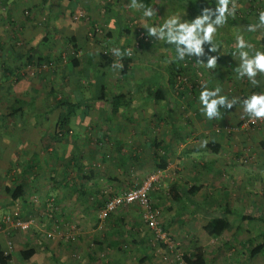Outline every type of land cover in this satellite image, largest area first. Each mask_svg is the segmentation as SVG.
Segmentation results:
<instances>
[{
	"label": "rangeland",
	"instance_id": "obj_1",
	"mask_svg": "<svg viewBox=\"0 0 264 264\" xmlns=\"http://www.w3.org/2000/svg\"><path fill=\"white\" fill-rule=\"evenodd\" d=\"M116 1L90 0V9L79 3L69 6L64 4L60 8L46 5L44 10L29 13L18 0H0V19L9 11L11 4L15 13L11 14L13 27L2 21L0 38L12 37L11 45L20 58L16 64L6 61V56L4 57L1 50V46L6 43L0 44V244L7 250V254L12 256L8 264H181L179 258L188 252L194 236L200 240L204 248L206 264H264V250L250 259V248L244 246L248 239H252V246L261 241L260 234L264 232L262 223L231 215L229 218L231 228L218 238H209L202 229L206 220L198 216L191 217L190 210L175 216L176 206L169 203L166 198L170 190L169 179L166 177L162 183L163 174L156 169L159 157L163 158L164 155H114L107 147L109 139H103L104 143L98 145L95 132L91 129L85 132V129H82L85 128L84 123L75 124L73 118L71 132L77 139L72 137L71 144L52 143L51 135L59 113V110L51 109L54 100L58 98L74 100V92L79 88L74 85L66 86V83L70 84L74 78H79V75L73 67L71 68L67 59L68 55L74 54L73 49L64 44L58 34L53 36L54 43L52 47L50 46L52 51L48 60L34 59L35 65H26V52L37 44L47 23L72 26L77 29V34L79 30L84 31L85 42H79L80 46L75 56H78L80 61H85L87 57H95L97 61L102 54L109 56L111 62L107 64L111 74L108 85L113 88L116 85L120 91L124 90V93L129 90L130 82L137 83L143 77L149 76L150 72L145 69L152 68L153 64L159 62V59L149 61L145 57L150 53L147 46L158 48V51L164 48L163 44L155 43L148 35L146 22L142 23L136 16L128 15L122 22L121 38L120 35L117 37L116 31L110 30L107 25L109 10L113 7L119 10L121 7L131 11L124 2ZM158 1L165 16L164 21L173 17L170 0ZM176 1L174 0L176 3L174 8L177 11L175 14L180 18L185 16L184 22H192L202 14L203 9L209 8L203 6L204 8L195 10L197 5L193 4L191 8L188 0L180 4ZM262 1L264 0H229V8L235 7V13L227 17L225 24L231 20H254L253 15L245 13L250 14L252 6H255L254 13L259 10H262L259 13H264ZM78 11L83 12V17L77 18ZM242 12L244 13L241 14ZM222 30L224 31V28ZM257 30L259 31L256 33L260 36L261 28ZM141 33L149 41L140 43L139 47L135 48L134 43ZM128 37L132 39L127 41ZM117 38L120 40L116 41ZM27 39L32 41L29 42ZM169 47L172 51L175 46ZM57 49L58 53H55ZM174 52L172 58L175 57L173 60H176V51ZM44 53H47V50ZM59 57L63 58L59 61ZM125 58H130L128 65L131 70L124 78V74L120 72L123 70ZM196 58L193 55L183 59L187 60L185 74L191 79L199 72L205 82L203 69L206 66L198 63ZM207 59L208 57L201 62L206 63ZM166 61L169 62L168 55ZM2 63L16 68L22 77L31 82L32 88L27 97L14 96L11 92L13 79L10 77L4 80L1 76ZM62 78L64 87L59 82ZM115 82L117 84H114ZM244 82L243 86L246 84ZM81 86L85 91L79 90V93L89 97L90 89L86 90V84L83 82ZM229 88L227 92L230 97L233 89ZM202 90L203 88L200 91ZM246 90H248L246 98L253 94L264 95V91L254 93L249 92V88ZM16 98L29 100L31 103L22 110L13 112V108L19 106L15 102ZM180 105L179 102V113L183 117L186 110ZM239 108L242 114L239 121L217 122L213 128L215 133L216 130L219 134L225 132L230 142L220 156L219 165L224 167L221 168L220 176H215L213 180L208 177L209 180L201 186L210 196L207 198L208 202L205 200L204 204L223 205L217 204V198L220 197L217 192L221 194L224 188L227 191L226 195L232 198L229 202L235 213H243L245 208L254 206L261 215H264V129L255 127L244 132L230 130L248 116L244 113L242 104ZM91 114L96 115L95 110ZM43 135L45 138H42ZM47 144L50 148L44 147ZM96 145L104 147L97 148ZM75 153H79V158ZM127 157L129 163L126 164ZM139 158L143 161H138ZM70 159L73 161L65 168V162ZM28 164L32 165L30 170L27 169ZM152 174L161 175L154 186L155 191L151 199L161 212L155 228L143 222L135 208L124 207L101 217L106 202L112 196L134 188ZM167 175L170 177L169 173ZM19 180L24 184V198L7 204L11 202L10 194L15 186L14 182ZM126 180H132V184L120 185ZM5 188L11 191L7 192ZM168 207L172 210L168 211ZM22 212L25 216L20 219L29 222L26 230L15 228L12 219L7 223L2 221L3 217H13L15 214L21 216ZM171 216L175 219L168 225L167 218ZM29 248H34L36 254L26 261L20 252Z\"/></svg>",
	"mask_w": 264,
	"mask_h": 264
},
{
	"label": "crops",
	"instance_id": "obj_2",
	"mask_svg": "<svg viewBox=\"0 0 264 264\" xmlns=\"http://www.w3.org/2000/svg\"><path fill=\"white\" fill-rule=\"evenodd\" d=\"M18 1L22 5L23 1L26 0H18ZM119 1L124 2V4L127 5V8H130L131 11L128 9L127 10H124L123 8L121 9V7L119 8V10H116L113 7L112 10H109L107 12V19H108L107 25L109 26L111 31L117 32L116 33L117 37L119 35L120 38L122 37L121 36V34H123L122 22L125 21V16L128 15L136 16L139 20H142V23L146 22L147 23V26H145L146 29L152 26H156V27L162 26L165 22L163 19L165 16L161 12V4L159 3L158 0H137V3L135 5H133L132 0H117L116 2ZM147 1L150 2L152 1L154 5L152 6L146 4L145 2ZM196 1L202 2V7L203 6L209 7L211 5V2L214 1L215 7L213 11H215V8L218 6V2H217L218 0H196ZM176 2L177 4L181 3L179 0H177ZM85 3H86L84 4L85 8L90 9L91 8L90 0H85ZM141 3L143 4V7H140ZM169 3L170 5L173 6V8L169 7L172 9L171 11L172 14H174L173 16L178 17L177 14H175L177 11L174 8V4L176 5V3L174 2V0H170ZM66 5L69 6L71 4H66ZM12 6L13 4H11L10 9L5 14V16L1 18L2 20L0 19V26L2 21L3 23L8 22L7 21L9 20L8 17L12 19L11 14L14 13ZM45 8L46 6L42 9L40 7H37L33 11L35 10L40 11V10H44ZM145 8H151L154 12V15L152 17H145L143 15V11ZM185 18H186L185 16H183L182 18L179 17L181 22H184L183 20ZM227 23L228 24H224L223 26L219 27L217 32L214 34L212 43L217 49L216 52H211L210 51L211 45L209 43H205L204 45H202L205 54L196 58V60L199 59L200 61H204L206 57H210V56L217 57L215 68L208 69L207 67H205L203 69L205 74V83H206L204 89L207 88L208 90H213L218 87L221 89L220 92L221 96H225L229 100L232 99L237 100L236 105H234L232 108H221L220 106H218V110L221 111V117H217L209 120L204 116V114L201 111V105L199 103V95H200L199 92L201 91L196 92L193 95H191L190 93L183 95V97L187 99L185 100L184 98V100L188 102V105L186 103L183 104L182 101L179 100V98H177V96L173 94L172 90H168L167 93L168 98L166 100V103L153 99L152 96H153L154 88L151 79H155L156 77V79L163 84V82H165L166 80L165 66L167 63L169 64L175 58V57L172 58V55L175 53L174 52L175 47L174 48L172 47L174 51L173 50L171 51L170 49L171 46L168 48L170 44H168L164 40L157 39L155 36H151L152 40L155 43L160 42L161 44H163L164 48L163 49L160 48L159 50L160 52H159L158 48L155 49L151 46H147L148 48H150L149 51L150 53H147L145 57L148 58L149 61L150 59L152 60L159 59V62L156 65L153 64L152 68L145 69L146 71L150 72L149 76L143 77L137 83L130 82L131 84L129 83L130 85L129 90L128 91L126 90L127 93H124V90L120 91L116 85L114 86V88L113 86L108 85L110 82L109 74H111L110 73L111 70L107 63L105 64L100 60L95 61V57H87L85 61H80L79 67H73V69L76 70V73L79 75V78H74V80H72L70 84L66 83V86L74 85L76 88H79L81 92H83L85 91L81 86L83 82L84 84H86L85 89L86 90L90 89V96L87 97L85 96L84 93L83 95H81V93H79V90L78 91L75 90L73 95L74 100L61 98L73 102H76V100L80 98L82 99L92 98L100 85H105L106 89H108L112 93L115 92V94L117 93L125 94L127 96L128 102L130 103L129 105L130 109H128L129 111H126L124 110V108H121L119 112L114 115L111 112V105L107 104L105 107L100 106V108L98 109H93L92 111L95 110L96 115H92L91 114L92 111H90V113L86 115L75 116L73 118L75 120L74 121L75 124L79 122L84 123L85 128L82 129H85L84 130L85 132L88 129L93 130L95 132V135H97L98 145L104 143L102 142L103 139L105 138L109 139L107 147L111 149L110 152L114 155H125V154H131V155L137 154V156L164 155L163 158H165V161L167 162V167L165 170H160L159 172L160 174H163V178H161V182L163 183L167 177L169 179L170 187L174 184L177 186L179 185L182 189H186V188L189 189L193 186H200L199 192L196 195H194L192 199L194 203L197 204L198 206L207 207V208L211 204L206 206L204 202L205 200L206 202H208L207 198L210 196L207 194V192L202 190L203 187L201 186H204L205 181L209 179L213 180L215 176H220V172L222 170L221 168H224L219 165V163H221L220 156L222 155L221 153L224 152L226 148H228L230 142L229 138H227L225 133L219 134V132L217 131H216L217 133H215L214 132L215 129L213 128L216 126L217 122L220 123L233 122L238 119L239 120L241 119L242 114L239 105L242 104L241 98H243V100L244 98H246L247 95L246 93L248 92L246 88H249V92H254V93L255 91H264V74L257 75L255 79L258 81V84L256 85H253L251 81L247 79V77L238 78L237 70L240 66V58L238 56V49L236 42V37L240 35L244 38V40L248 44L252 45L251 49H247L249 51L250 56L254 55L256 51L264 52V47L259 45L260 42L264 41V28H261L259 33L260 36H258L256 32L259 30L248 31L249 26L257 25L258 24L257 22H251L250 24H246L248 23V20H246L245 22L231 20L230 22ZM52 25L56 26L59 30L60 28L63 27L71 30L74 36L76 37L78 47L80 46L79 42L80 43L85 42L84 31L79 30L77 34V29L73 28L72 26L69 27L62 24H52ZM44 27L42 29V34L39 36L37 44L30 47L28 51L37 48L39 54L36 52L35 57L49 58L52 51L51 47L52 44L54 43L53 36L57 33H55L51 37L49 43L44 44L41 42V39L44 34ZM223 28L224 31L222 30ZM241 31H243L244 33L239 34V32L241 33ZM120 38H117L116 41L120 40ZM131 39L132 37L131 38L128 37L127 41H130ZM27 40L29 42L32 41L30 39ZM0 41H1L0 42L1 45L3 43L4 44L6 43L3 47L0 45L4 57L6 56L5 57L7 59L6 61H10L14 63V60L16 59L19 62L20 58L17 52H15L14 47L11 45L13 43L12 37L9 39L0 38ZM11 49L13 50V52ZM45 50H47V53H44ZM58 50L59 49H57L55 53H58ZM167 55L169 58V62L166 61ZM1 65H2L1 76H3L4 80L9 79L10 77L9 76L5 77L6 75L4 76V72H3L4 67L7 66V64L3 65L2 63ZM7 67L12 68V66H7ZM130 70L131 69L128 67V69L124 73V78L129 75ZM146 75H148V73ZM63 79L64 78L59 79V82L62 84V87H64ZM80 81L82 82L80 83ZM243 82L246 83L245 86H243ZM114 84H117V82H115ZM229 87L233 89L231 93L232 96L230 97H229V93L227 92V90L230 89ZM190 95L191 98L189 99ZM187 96L189 97L187 98ZM58 99L54 100V105L53 108L51 109L55 110L54 109L55 102ZM179 102L181 104L180 105L181 108L186 110V114L183 116L184 118L182 117V114L179 113ZM183 106H185L186 108H183ZM57 110L60 111V109ZM71 123H70V132H71ZM88 126L89 128H87ZM42 138H45V136L43 135ZM74 139L77 138L74 137ZM69 144H71V142H69ZM95 147L97 148L104 147V145L99 147L96 145ZM79 153H75V154L79 155ZM134 159L136 158L134 157ZM128 160L129 157H127L126 159V164ZM138 161L142 162L143 159L139 158ZM122 162L124 163L125 161L123 160ZM125 169H129V168H124V170ZM167 173H169L170 177H168ZM141 182L142 181H140L135 186L141 184ZM196 182H198V185H196ZM124 184L131 185L132 180H126L124 181L123 184L120 185L125 186ZM208 185L212 186L210 185V183H208ZM208 192L210 194H213V192L210 191ZM226 194L227 191L224 188L221 194L217 192V195H220L219 197L220 199L217 198L218 200L217 204L224 205L230 200H232V198ZM222 195H226V196L222 197ZM174 205L176 206V204ZM214 207H218V206L216 205ZM187 210H191L193 211V213L195 212L193 206H191ZM192 214L190 213L191 216ZM197 216L206 220L200 214L196 215V217Z\"/></svg>",
	"mask_w": 264,
	"mask_h": 264
},
{
	"label": "trees",
	"instance_id": "obj_3",
	"mask_svg": "<svg viewBox=\"0 0 264 264\" xmlns=\"http://www.w3.org/2000/svg\"><path fill=\"white\" fill-rule=\"evenodd\" d=\"M179 1L182 3V1L184 0H179ZM188 1H190L189 4L191 5V8H193V4L197 5L195 10H197V8H202V2L196 1V0H188ZM76 3L86 4L85 0H26V1H23L22 5L24 6L25 11L30 13L37 7H40L42 9L46 5H49L54 8H60L64 4H72V5L74 4L75 5ZM145 3L148 5H152V6L154 5L152 1L151 2L147 1ZM262 3L264 5V1H262ZM210 6H209L210 8L214 9L215 7L214 1L211 2ZM252 7L253 8L249 10L250 14L245 13V15H253L255 19L254 20L241 19L240 21L245 22L246 20H248V23L246 24H250L251 22L259 23V16L261 15V12L259 13V11H262V10H259L258 12L254 13L253 9L255 6H252ZM243 13L244 12H242L241 14ZM8 19L9 20H7L8 21L7 23L10 24L9 25L10 27H13L14 26L13 19H11L10 17H8ZM55 33H57L58 35L62 37V39L64 40V44H66L67 46H70L71 49H73L74 54L67 56L70 66L79 67L80 59L78 56H75V53L77 52L79 47L77 45L76 37L74 36L71 30L64 28V27L60 28L59 30L56 26L52 25L51 23H47L44 27V34L41 39V42L44 44L49 43L51 40V37ZM259 45L264 47V41L260 42ZM36 52L38 53L37 48L31 49L30 51L26 52V57H27L26 65H31V66L35 65L34 59L42 60V57H35ZM61 58L59 57V61L61 60ZM109 58H110L109 56L102 54L99 60L106 64V63L111 62ZM46 60H48V58H46ZM123 60H124L123 70L121 72L122 74H124L126 70L128 69L130 58H125ZM51 61L53 62L54 60H51ZM186 62L187 60L179 61L178 59H176V60L171 61L169 64L167 63L165 66L166 80L165 82H163V84L160 83L159 80L156 79V77L155 79H151L153 82V88H154L153 96H152L154 100H158L163 103H166V100L168 98L167 97L168 90H172L173 94L177 96V98H179V100H181L183 104L186 103L188 105V102L184 100V97H183L184 94L190 93L191 95H193L196 92H199L202 88L204 90L206 83L204 82L205 83L204 85H198L197 83L193 82V80L196 77L195 75L194 77H192V79L189 78L190 80L189 83L190 84L192 83L191 87H190V84H186V85L181 84L183 85L181 89H175V86L178 83V77L181 74H185V70L187 68ZM16 63H18V60L15 59L14 64ZM3 72H4V76L6 75L5 77L9 76L13 79V84L10 87V89H11V92L14 94V96L18 95L19 97H23V98L27 97L31 89V86H32L30 81L22 77L18 73V70L16 68L5 66ZM198 89L199 91H197ZM191 95H190V98H191ZM15 102H17L19 106L16 108H13V112H16L17 110H22L26 105H29L31 103V101L29 100L23 101V100H20L19 98H16ZM107 104L111 105V112L114 115L117 114L121 108H124V110L126 111H129L128 109H130L129 108L130 103L128 102L127 96L125 94H122V93L115 94V92L112 93L108 89H106L105 85H100L92 98H88V99L80 98L76 100V102L67 101L64 99L56 100L54 109L55 110L60 109V111L56 119V123L54 126V132L51 135L52 143L71 142V138L73 137L70 132L71 119L74 118L75 116L86 115L90 113V111H92L93 109H98L100 108V106L105 107ZM222 133H225V132H222ZM72 142H73V139H72ZM44 147L48 148L49 145L47 144ZM77 157L79 158L78 155ZM159 159H160L159 162L156 164V169H158L159 171L165 170L167 167V162L165 161V158L159 157ZM71 161H73V159L67 160V162H65V168H68L70 166ZM27 166H28L27 169L29 170L32 168L31 164L30 165L28 164ZM19 181L14 182L15 186L12 189V191L9 188H5L7 192L11 191V194H10L11 202L9 201L7 204L24 198V195H25L24 184L22 180H19ZM139 185L135 186V188L138 187ZM199 190H200V186H193L189 189L187 188L182 189L179 185L177 186L174 184L170 187V190L167 192L166 198L169 203L173 205L176 204V207H177L176 208L177 212L175 215L176 217L181 212L193 206L195 212L193 213V211L190 210L191 211L190 213L191 214L193 213L191 217L194 218L196 215L200 214L202 215L203 218L206 219V223L202 227V229L207 237L218 238L224 232L230 229L231 224H230L229 218L231 215H236L243 220L256 221L264 225V215H261L258 212V210L255 209L254 206H252L251 208H245L243 213H235V211H233L231 208V203L229 202H227L224 205H219L218 207H214L213 204H211L208 208L198 206L197 204L194 203L192 198L194 197V195H196L199 192ZM154 191L155 190L153 188V190L149 194V200H150L149 205H150L151 210L158 211L159 216H160L161 215L160 209L157 207V205L154 202L151 201ZM126 207L135 208L139 212V216L142 218V210H143L142 207L138 206L137 204H133V205L126 206ZM167 210L171 211L172 208L170 209V207H168ZM24 216L25 214L24 212H22L21 216H18V217L23 218ZM159 216H158L157 222L159 220ZM174 219H175L174 216L167 218L168 220L167 224L168 225L172 224L174 222ZM260 235L262 239L255 246H252L253 244L252 239H248L244 244L246 248L247 247L248 249L250 248L249 250L250 259L256 257L258 254H260L264 250V232ZM191 242H192L191 247L188 248V252L184 253L179 258L180 263L181 264H206L205 251H204L202 244H200V240L196 236H194L191 239ZM6 251L7 250L3 248L2 245L0 244V264H8L12 260L11 254H7ZM35 254H36V250L34 248H29L27 251L20 252L21 257L26 261L29 260L31 257H33Z\"/></svg>",
	"mask_w": 264,
	"mask_h": 264
},
{
	"label": "clouds",
	"instance_id": "obj_4",
	"mask_svg": "<svg viewBox=\"0 0 264 264\" xmlns=\"http://www.w3.org/2000/svg\"><path fill=\"white\" fill-rule=\"evenodd\" d=\"M137 0H133V5ZM143 7V4H140ZM235 7L229 8V0H218V6L213 11L212 8H205L202 14L195 18L192 22H181L179 17L173 16L166 20L162 26H152L147 29L149 36H155L159 40H164L170 45L175 46L176 59L183 60L186 56L200 57L205 54L202 45L209 43L210 51L216 52L213 45V37L218 28L226 23L228 16H233ZM145 17H152L154 12L151 8H145L143 11ZM214 17V19H213ZM257 28H264V13L259 16V24L249 26L248 31H256ZM238 56L240 58V66L237 70L238 78L247 77L253 85L258 84L255 79L258 74H264V52L256 51L254 55L249 54L247 49H251L252 45L248 44L240 35L236 37ZM117 54H119L117 50ZM216 56H210L206 63L203 64L208 69L216 67ZM221 89L215 88L208 90L205 88L200 92L199 103L204 116L211 120L221 117V108H232L236 105L237 100H229L225 96L220 95ZM242 109L249 118L264 119V95L253 94L242 101ZM206 145V142H205Z\"/></svg>",
	"mask_w": 264,
	"mask_h": 264
},
{
	"label": "built area",
	"instance_id": "obj_5",
	"mask_svg": "<svg viewBox=\"0 0 264 264\" xmlns=\"http://www.w3.org/2000/svg\"><path fill=\"white\" fill-rule=\"evenodd\" d=\"M83 17V12H77V18ZM149 39L144 36V34H140L138 36V40L134 43L135 48H138L140 43H148ZM130 49V48H128ZM195 79L193 82L197 83L198 85H204V77L201 73L197 72L195 74ZM192 79V78H191ZM189 77L186 74H181L178 77V83L175 86V89H181L183 85L190 84ZM183 84V85H181ZM192 83L190 84V87ZM263 128L264 129V119H252L247 117L244 121L238 124L235 128H231L230 130H241L247 131L252 128ZM219 132L218 130H216ZM229 132V131H228ZM160 175L152 174L151 176L145 178L142 183L138 187H134L125 191L123 194L112 196L108 202L105 204L104 214L101 217H105L108 213H113L118 209H121L126 206H130L133 204H137L138 206L142 207V219L143 222L148 223L152 227H156L158 225L157 219L159 216L158 211H152L150 208V200L149 194L153 190L155 183L159 180ZM12 216L3 217V222L7 223L9 220L12 219L13 225L15 228H19L21 230H26L29 227V222H23L17 214Z\"/></svg>",
	"mask_w": 264,
	"mask_h": 264
}]
</instances>
